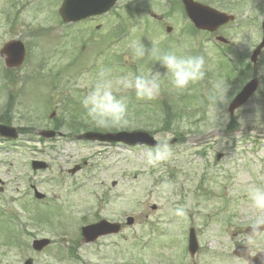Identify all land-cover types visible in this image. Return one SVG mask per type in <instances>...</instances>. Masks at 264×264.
I'll return each mask as SVG.
<instances>
[{"label": "rangeland", "instance_id": "374dc122", "mask_svg": "<svg viewBox=\"0 0 264 264\" xmlns=\"http://www.w3.org/2000/svg\"><path fill=\"white\" fill-rule=\"evenodd\" d=\"M62 1L0 0V117L11 100L12 126L31 128L14 142L0 139V181L4 183L0 264L6 259L13 264L10 253L14 264L28 258L35 264H247L233 256L237 245L247 246L252 256L264 252V234L255 238L245 234L252 221L264 215L249 199L253 189L264 190V118L255 123L257 112L264 113V52L256 67L262 94L235 114L239 129L234 134L227 130L229 104L219 108L209 101L196 109L193 87L176 91L166 80L151 108L137 106L143 117L130 111L129 124L123 127L153 131L159 143L172 146L173 157L157 167L147 164L152 150L147 147L79 142L69 138L66 129L61 130L63 138L43 140L38 133L52 130V124L63 119L65 101L82 97L101 69H110L113 76L154 70L151 59L134 58L132 46L137 41L149 48L154 42L161 51L205 54L209 71L220 66L216 36L189 33L179 0H120L109 15L76 26L62 23L58 14ZM213 1L212 8L236 18L218 35L231 43L235 56L250 57L262 37L264 0ZM218 1L224 5L221 9ZM127 8L132 9L130 17ZM130 23L134 27L127 38L106 48L120 32L117 29ZM167 27L173 29L171 34L166 33ZM16 40L24 43L27 56L19 69L9 71L2 49ZM155 70L165 72L159 65ZM251 77L252 72L248 80ZM207 84H203L204 94H214ZM183 93L189 94L187 105L196 106L182 118L181 128L174 127L181 136L163 132V122L152 120L160 112L157 103L177 102ZM125 95L135 97L131 91ZM229 97L232 100L233 95ZM79 107L83 108L81 103ZM218 155H223L219 161ZM34 160L46 162L49 169L34 173ZM76 166L82 170L70 175ZM33 185L46 195L45 201L33 197ZM177 206L185 207L186 217L174 214ZM41 213L48 219L39 226L28 220ZM7 217L15 221L12 227ZM128 217L135 219L131 227L125 226ZM100 218L122 223L124 230L95 244H83L80 229ZM13 228L16 234L23 232L17 248L11 246ZM190 228L196 230L200 245L195 257L187 251ZM42 238L52 245L35 253L32 242Z\"/></svg>", "mask_w": 264, "mask_h": 264}, {"label": "clouds", "instance_id": "9594fccd", "mask_svg": "<svg viewBox=\"0 0 264 264\" xmlns=\"http://www.w3.org/2000/svg\"><path fill=\"white\" fill-rule=\"evenodd\" d=\"M132 52L136 59L146 57L151 59L155 64L154 70L147 73L141 71L136 74L113 76L110 69H101L80 99L87 117L98 128L123 127L129 124V99L125 93L134 92L138 101H153L159 97L164 80L170 84L172 89L183 92L205 80L210 70L205 54H184L177 49L161 51L154 42L149 48L137 41L132 46ZM157 65L165 69L163 74L155 70ZM216 87L218 94L210 95L209 101L218 107L220 105L226 107L231 102L229 97L231 86L218 81ZM262 118H264V113L258 111L255 123L258 120L261 121ZM225 119H227L226 115ZM245 123L246 121L242 119L241 125L244 126ZM173 155L172 146L167 142H162L147 153L146 162L149 166L157 167L170 160ZM249 199L254 208L264 212V190L253 189L249 193ZM174 214L183 218L187 216V211L184 206H177ZM262 225H264V215H259L252 221L253 234ZM9 255L14 264V254ZM4 264H9V260L6 259Z\"/></svg>", "mask_w": 264, "mask_h": 264}, {"label": "water", "instance_id": "95a60500", "mask_svg": "<svg viewBox=\"0 0 264 264\" xmlns=\"http://www.w3.org/2000/svg\"><path fill=\"white\" fill-rule=\"evenodd\" d=\"M185 11L189 19L193 22L194 26L203 31L215 32L220 27L227 25L234 20V17L228 16L226 14L220 13L211 8L202 6L198 3H194L192 0H182ZM116 0H66L63 7L60 10V15L62 16L65 22H77L82 19H86L93 15H98L107 12L111 7L114 6ZM218 41L222 43H227L223 38H218ZM264 49V23H263V40L261 44L256 48L251 57L253 64H256L258 57ZM3 53L7 56V66L9 68L19 67L25 56V49L23 45L19 42L12 43L7 45ZM258 82L257 80H252L248 83L242 92L235 98L233 103L230 105L229 112L234 114V112L243 106L249 98L257 91ZM0 136L7 139H17L19 134L17 129L0 125ZM40 136L52 139L56 137V133L52 131H43L40 133ZM79 139L89 140V141H100L108 143H124L129 146H149L155 147L157 142L155 139L148 133L145 132H121L116 134H99V133H87L79 137ZM33 170H45L47 165L41 162H33ZM79 168L71 171L72 174L76 173ZM36 197L38 199L43 198L38 192H36ZM128 225H133L134 220L128 219ZM120 230L118 225H112L106 222H101L97 225L89 226L83 228L82 236L86 243L95 242L99 237L116 234ZM264 232V225L253 234V229L250 228L247 230V233L250 236H254ZM50 244L48 240L36 241L34 243V249L36 251H42L45 247ZM199 249L195 234L193 230L191 231L189 238V251L191 255H195ZM234 254L239 257L247 260L250 264H264V253L258 255L256 258L251 259L249 257V250L243 247H239L235 250ZM25 264H33L32 260H28Z\"/></svg>", "mask_w": 264, "mask_h": 264}, {"label": "trees", "instance_id": "16d2710c", "mask_svg": "<svg viewBox=\"0 0 264 264\" xmlns=\"http://www.w3.org/2000/svg\"><path fill=\"white\" fill-rule=\"evenodd\" d=\"M225 65L222 66V73H219L217 75V77L214 76V78L217 79V81H222L221 79H227L228 82L230 80H232L233 76H238L240 74H236L235 69L231 66V64L229 63V61L227 60V58H225ZM244 75V74H243ZM207 98H201V100H205L206 102ZM162 105L164 107V119H163V124L166 126L164 127V131H168L169 129L172 128L173 123H175L176 126H178L177 122L178 119L182 118L183 116L181 114H179L178 111H174L175 109L177 110L175 105H172L168 102H162ZM205 105V103L203 104ZM132 106V105H131ZM171 106V107H169ZM1 122L4 124H11V119L8 117H3L1 118ZM87 122L86 124H81V123H76V124H72L68 126V129L71 133L74 134H79L81 132L87 131L88 128L89 129H93L95 131H102V132H110V131H117L119 129V127H114V128H98L95 125H92L90 123V121H84ZM56 130H57V126H56ZM24 131L22 130L21 133H23Z\"/></svg>", "mask_w": 264, "mask_h": 264}]
</instances>
